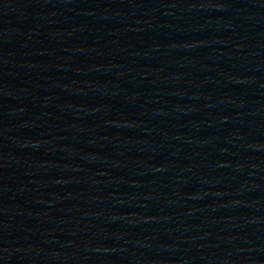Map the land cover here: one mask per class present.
I'll use <instances>...</instances> for the list:
<instances>
[{
  "label": "water",
  "instance_id": "95a60500",
  "mask_svg": "<svg viewBox=\"0 0 264 264\" xmlns=\"http://www.w3.org/2000/svg\"><path fill=\"white\" fill-rule=\"evenodd\" d=\"M0 264H264V0H0Z\"/></svg>",
  "mask_w": 264,
  "mask_h": 264
}]
</instances>
